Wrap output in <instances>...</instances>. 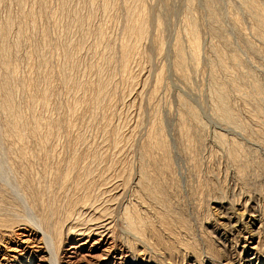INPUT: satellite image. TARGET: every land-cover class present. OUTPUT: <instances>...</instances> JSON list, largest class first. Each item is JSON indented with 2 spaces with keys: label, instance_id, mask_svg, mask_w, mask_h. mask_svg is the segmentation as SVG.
<instances>
[{
  "label": "rangeland",
  "instance_id": "rangeland-1",
  "mask_svg": "<svg viewBox=\"0 0 264 264\" xmlns=\"http://www.w3.org/2000/svg\"><path fill=\"white\" fill-rule=\"evenodd\" d=\"M242 3L0 0V264H51L37 220L60 264H264V29Z\"/></svg>",
  "mask_w": 264,
  "mask_h": 264
},
{
  "label": "bare ground",
  "instance_id": "bare-ground-1",
  "mask_svg": "<svg viewBox=\"0 0 264 264\" xmlns=\"http://www.w3.org/2000/svg\"><path fill=\"white\" fill-rule=\"evenodd\" d=\"M241 2H243L242 4H243V6H244V8H245V10L246 9H248L249 11H254L255 13H258V14H260L261 15V17L260 18H257V22H259V24H261V28L262 29H264V14H263V11L261 10V9H259L258 8V5L256 4V2H251L250 0H249V2L247 1V0H241ZM136 7V6H135ZM211 8V7H210ZM260 8H262L263 9V7H260ZM215 9V8H214ZM253 12V13H254ZM250 14H251V12H249ZM210 14H211V16H212V18H214L215 20H217L215 17V15H214V12H213V10H211L210 9ZM258 16V15H257ZM259 17V16H258ZM262 18V19H261ZM191 19V18H190ZM260 19V20H259ZM259 20V21H258ZM134 21V20H133ZM190 21V20H189ZM192 21L193 20H191L190 21V23H189V26H188V31H189V33H192L193 35L194 34H196L195 33V30H194V28H193V26L195 27V22L192 24ZM213 22H214V20H213ZM7 23V22H6ZM5 23V24H6ZM133 24V23H132ZM136 24V23H135ZM134 24V25H135ZM144 24H146V23H144ZM259 24H258V29H261L260 27H259ZM8 25V24H7ZM140 25V24H139ZM138 25V26H139ZM141 25H143V23L141 24ZM11 26V25H10ZM6 27L7 28H9L8 26H5L4 28L6 29ZM134 27V26H133ZM136 27V26H135ZM135 27L133 28L134 29V31L136 30L135 29ZM141 28H138L137 27V29H139V33L137 34V36L138 35H140V37H141V39H142V37H144L146 34H147V28L146 27H142V26H140ZM0 29H2V31H0V64L3 66H1V68L3 69V68H5V71L7 72V71H9L10 72V68H9V66H10V61H9V58H8V53L6 52V50H5V46H7V44L8 43H6V41H7V38H6V32H3V28H0ZM217 29V28H216ZM257 29V30H258ZM261 29V30H262ZM260 30V31H261ZM133 33H134V31L133 30H131ZM138 31V30H137ZM3 32V33H2ZM257 32V31H256ZM264 32V31H263ZM7 33H8V30H7ZM146 33V34H145ZM217 33H219V32H217ZM259 34V33H258ZM5 35V36H4ZM130 35H132L131 33H130ZM135 35V34H134ZM190 35V34H189ZM192 36V35H191ZM218 36H220V35H218ZM139 37V36H138ZM194 37H196V36H194ZM17 38H18V36H17ZM16 39V38H15ZM228 42V41H227ZM6 44V45H5ZM17 44V43H16ZM196 44H197V42H196V40H195V44H194V46L196 47ZM228 44V43H227ZM193 46V45H192ZM178 47H180V46H178ZM194 47V48H195ZM197 47H198V44H197ZM191 48V50H192V48L193 47H190ZM7 49V48H6ZM17 49V48H16ZM129 49V48H128ZM180 48H178V50H179ZM196 49H198V48H196ZM182 50H183V48H182ZM221 50V49H220ZM196 51V50H195ZM194 50H192V52H191V55L192 56H195V54H196V52H195ZM15 53V52H14ZM16 53H17V51H16ZM125 53V52H124ZM126 53H127V50H126ZM179 54H180V58L182 59L183 58V56L185 55H182V51H181V49H180V51L178 52ZM179 54H177V55H179ZM223 55V54H222ZM123 56H124V54H123ZM130 55H129V52H128V57H129ZM191 56V57H192ZM128 57H127V59H128ZM185 57V56H184ZM197 57V56H196ZM195 57V58H196ZM177 58H179V57H177ZM179 58V59H180ZM195 58H193L194 60H195ZM127 59H126V61H127ZM179 59H177V60H179ZM184 60H185V58H184ZM183 60V61H184ZM194 60H193V62H194ZM125 63V61H123V64ZM182 63V62H181ZM184 63V62H183ZM127 64V62L125 63V65ZM183 65V64H182ZM178 66H180L179 64H178ZM177 66V67H178ZM182 67H184V66H182ZM180 68V67H179ZM8 75H9V73H8ZM10 76V75H9ZM1 78V77H0ZM2 81L0 82V95H1V98H0V109H2V110H4V112L1 110V112H3V114H6L7 116H5V117H8V119L5 121V122H8L9 121V118H12L13 119V116H15L16 115V113L14 112V97L12 96L13 94H12V90H11V88H10V82L12 81H10L9 80V77L8 76H4V77H2ZM10 79H12V77L10 78ZM10 81V82H9ZM68 81V80H67ZM13 82V81H12ZM16 85V84H15ZM103 85V84H102ZM11 86H13V84L11 85ZM217 87V86H216ZM13 88V87H12ZM218 91H220V90H218ZM217 91V92H218ZM215 92V95H214V98H215V96L217 95V93H216V90L214 91ZM220 93V92H219ZM261 94V93H260ZM218 97V99L217 100H215V101H217L220 105H221V107H223V108H221V109H223V112H220L218 109H220L218 106H220V105H217V110H218V112L219 113H221V114H217L218 115V117L221 119V118H223L225 121L227 120V121H229V123L231 122V120L233 121L234 119V114H231L229 111H227V109H225L226 108V104L227 103H224V95H223V93H220L219 94V96H217ZM257 103V102H256ZM214 105H216L215 104V102H214ZM225 106V107H224ZM228 108V107H227ZM263 109V108H262ZM17 110L19 111V109L17 108ZM217 110H216V112H217ZM229 110V109H228ZM261 110V109H260ZM195 111V110H194ZM188 112H191V114L193 115V117L195 118V120L196 121H198L197 119H198V114H197V112H193V110L192 111H188ZM193 112V113H192ZM231 114H229V113ZM2 114V115H3ZM18 115V114H17ZM220 115V116H219ZM233 115V116H232ZM20 116H21V114H20ZM232 116V117H231ZM18 117V116H17ZM237 117V116H236ZM235 117V118H236ZM184 119V118H183ZM237 119V118H236ZM224 120H222V121H224ZM14 121V120H13ZM13 121H11L10 122V127L12 128V131L14 132V133H16L17 135L19 134V135H21V133H20V129H18V127H17V125H16V123H18L19 121L21 122L22 121V119H20V120H18L17 122H13ZM42 121V120H41ZM226 121V122H227ZM235 122H237V120H234ZM231 122L230 124H232L233 123V125H235V122ZM21 123H23V122H21ZM225 123V122H224ZM238 124L240 123V122H237ZM19 125H22V124H19ZM37 125V124H36ZM240 125V124H239ZM238 125V126H239ZM236 126V125H235ZM6 127H9V126H6ZM239 127H241V126H239ZM238 127V128H239ZM20 128V127H19ZM22 128H23V130H24V126L23 127H21V130H22ZM9 129V128H8ZM37 129V128H36ZM39 130V129H38ZM25 131V130H24ZM260 134H261V132H260ZM18 135V136H19ZM220 135V134H219ZM13 136H15L14 134H13ZM23 135H21V137H22ZM16 137V136H15ZM20 137V138H21ZM25 137V136H24ZM23 137V138H24ZM220 137V139L221 140H223L222 142H224V137H223V139L221 138V136H219ZM164 145V144H163ZM222 145V144H221ZM227 146V145H226ZM162 148H164V147H162ZM251 163V162H250ZM3 174V171H2V169H1V167H0V176L2 177V181L3 182H8L9 180H10V177H9V175L5 172V174H4V176L2 175ZM9 187H11V185L9 186ZM12 188H13V186H12ZM13 191H14V197H15V199L16 200H18L19 202H22L24 205H26V207H27V201H26V198H25V196H24V194H21V191H19L18 190V188L17 187H15V188H13L12 189ZM155 191H156V188H155ZM151 192V191H150ZM152 193V192H151ZM155 193V192H154ZM102 194V193H101ZM106 195V194H105ZM155 195V194H154ZM153 196V195H152ZM101 199V198H100ZM103 199V198H102ZM98 201V200H97ZM86 202H88V201H86ZM89 203V202H88ZM85 204V203H84ZM97 204V203H96ZM103 205V204H102ZM85 207V206H84ZM29 209V208H28ZM94 209V208H93ZM108 209V208H107ZM104 210V209H103ZM102 210V211H103ZM96 211V210H95ZM98 211V210H97ZM124 211H126V210H124ZM29 212H30V210H29ZM94 212V211H93ZM109 212V211H108ZM135 212H137V211H135ZM135 212H133L134 214H135ZM79 213V212H78ZM89 213V212H88ZM91 213V212H90ZM100 213V212H99ZM106 213H107V211H106ZM124 213H126V212H124ZM128 213H129V215H130V218H132V220H131V224L130 225H132V226H135V222L137 221V220H134L138 215H140V213L138 214V213H136V214H138L137 216H136V214H135V216L136 217H134L133 215H132V213H130L129 211H128ZM1 214V213H0ZM30 214V213H29ZM80 214V213H79ZM101 214V213H100ZM31 215V214H30ZM93 215H94V213H93ZM93 215H92V217H93ZM128 215V216H129ZM33 216V215H32ZM132 216V217H131ZM91 217V218H92ZM103 217V216H102ZM101 217V218H102ZM127 217V216H126ZM134 217V218H133ZM140 217V216H139ZM83 218V217H82ZM97 218H100L99 216L97 217ZM124 218H125V216H124ZM77 219V218H76ZM87 219V218H86ZM86 219H84V220H82L83 222H85V220ZM141 218H139L138 220H140ZM46 220H48V219H45V221ZM99 220L101 221L102 219H98V220H96V221H98V224H100V222H99ZM104 220V219H103ZM127 220V219H126ZM129 220V219H128ZM127 220V221H128ZM134 220V221H133ZM35 220L33 219V222H34ZM43 221V220H42ZM42 221H41V227L39 226V221L37 220V221H35L36 222V224L38 225L37 227H38V229L41 231V233H43V237L45 238V245L47 246V250H48V253L50 254V262H51V264H60L59 263V258L57 257V252H56V250L58 251V249H56L57 248V245H55V241H56V239H55V241L52 239V237H51V235H50V233L52 234V232H49V230H48V228H49V226H50V224L48 223H46L47 224V226L45 225H43V223H42ZM77 221V220H76ZM142 220H140L139 222H141ZM145 221V220H144ZM56 222V221H55ZM130 222V221H129ZM146 222V221H145ZM3 223V222H2ZM57 223V222H56ZM102 223V222H101ZM143 223V222H142ZM60 224V223H59ZM86 224V223H85ZM91 223L89 222V225H90ZM97 224V225H98ZM103 224V223H102ZM96 225V224H95ZM104 225V224H103ZM107 225V224H106ZM138 226L140 225V223L139 224H137ZM149 225H150V223H149ZM148 225V226H149ZM92 226V225H91ZM100 226V225H99ZM142 226H146V225H142ZM48 227V228H47ZM55 227H57V225L56 226H54L52 229H53V231H54V228ZM61 227V226H60ZM83 227V226H82ZM90 227V226H89ZM36 228V227H35ZM101 228V227H100ZM130 228H132V227H130ZM136 230H138V227L136 228V227H134ZM48 230V231H46V230ZM50 229H51V227H50ZM60 229V228H59ZM92 229H95V227L93 228V227H91V231H92ZM97 229V228H96ZM140 229V228H139ZM157 229V228H156ZM89 230V229H88ZM98 230V229H97ZM51 231V230H50ZM55 231H56V235L59 233L56 229H55ZM55 231L53 232V233H55ZM82 231V230H81ZM103 231H105L104 229H103ZM155 231V230H154ZM58 232V233H57ZM94 232H96V231H94ZM93 233V232H92ZM97 234V233H96ZM100 234V233H99ZM102 234V233H101ZM100 234V235H101ZM59 235V234H58ZM58 235H57V237H58ZM98 235V234H97ZM53 236H55V234L53 235ZM54 241V242H53ZM58 258V259H57Z\"/></svg>",
  "mask_w": 264,
  "mask_h": 264
}]
</instances>
